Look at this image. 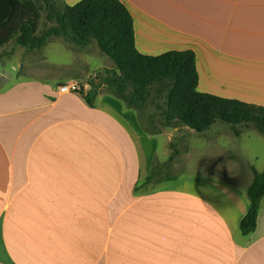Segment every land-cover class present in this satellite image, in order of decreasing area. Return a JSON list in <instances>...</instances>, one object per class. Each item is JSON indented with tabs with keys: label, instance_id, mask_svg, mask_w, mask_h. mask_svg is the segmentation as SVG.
<instances>
[{
	"label": "crops",
	"instance_id": "crops-1",
	"mask_svg": "<svg viewBox=\"0 0 264 264\" xmlns=\"http://www.w3.org/2000/svg\"><path fill=\"white\" fill-rule=\"evenodd\" d=\"M120 1L141 53L192 49L198 91L264 106V0ZM2 75L0 264H264V196L255 230L239 228L252 169H264L253 157L242 176L226 166L136 191L171 134L145 131L103 89L89 106L60 81ZM212 130L207 145L225 151L244 133L221 121L198 133Z\"/></svg>",
	"mask_w": 264,
	"mask_h": 264
},
{
	"label": "trees",
	"instance_id": "trees-1",
	"mask_svg": "<svg viewBox=\"0 0 264 264\" xmlns=\"http://www.w3.org/2000/svg\"><path fill=\"white\" fill-rule=\"evenodd\" d=\"M44 1L47 4L46 18L52 24L36 33L40 17L37 0H0V47L14 40L16 44L33 50L43 46L51 36H60L80 47L95 41L113 67L97 74L96 81L90 82L85 92H80L89 106L94 105L97 94L103 89L127 108L140 112L148 102L150 88L166 82L162 125L176 122L195 132H203L221 121L228 124L236 136L243 124L253 125L264 135V106L197 90L195 51L172 49L158 55L141 53L135 44L133 17L122 1L79 0L73 5ZM145 131L150 130L145 128ZM170 149L176 153L172 142ZM172 160L170 154L168 162ZM154 164L156 161H153L145 180L135 187L136 191L161 168V164L159 167ZM252 173L247 188L248 209L239 224L243 235L255 230L264 196V169H252Z\"/></svg>",
	"mask_w": 264,
	"mask_h": 264
},
{
	"label": "rangeland",
	"instance_id": "rangeland-1",
	"mask_svg": "<svg viewBox=\"0 0 264 264\" xmlns=\"http://www.w3.org/2000/svg\"><path fill=\"white\" fill-rule=\"evenodd\" d=\"M49 1H54L57 5L63 3V0ZM37 3L40 8V17L36 33H41L52 24V21L46 18L47 4L45 1L37 0ZM49 38L50 40L45 45L33 50L16 44L14 40L1 46L0 73L7 80L14 77H35L51 82L60 81L59 85L73 83L82 89L70 92L81 95L80 92H85L89 88L90 82L96 81L97 74L113 67L111 60L100 52L95 41L80 47L60 36ZM167 87L166 82L153 85L150 88L148 102L144 109L137 113L139 123L144 130L147 128L150 130L149 133L159 131L158 133L171 134V140L166 147L169 148V156L173 155V160L168 162V156L162 161L166 155H163L165 147H163L164 138L161 137L158 142L157 155H154V161H156L154 165L159 167L161 164V168L148 183L137 191L160 188L166 185L171 178L173 179L168 185L192 178L219 175V167L230 166L231 170L228 174L242 176L247 173L246 161L252 157L255 168L261 170L264 167V135L251 124L239 126L240 133L244 132L243 136L239 138L237 148L230 151L210 148L207 145L206 140L211 137L215 139L214 130L201 134L195 131L193 133L185 125L176 122L169 126L162 125ZM222 131L223 134H227L228 129L224 128ZM171 142L174 143L173 150L176 153L170 149ZM212 168L215 170L211 171Z\"/></svg>",
	"mask_w": 264,
	"mask_h": 264
},
{
	"label": "built area",
	"instance_id": "built-area-1",
	"mask_svg": "<svg viewBox=\"0 0 264 264\" xmlns=\"http://www.w3.org/2000/svg\"><path fill=\"white\" fill-rule=\"evenodd\" d=\"M58 89L60 92H70V91H74V90H77L78 91L82 88H79V86L73 84V83H70V84H62V85H59L58 86Z\"/></svg>",
	"mask_w": 264,
	"mask_h": 264
}]
</instances>
